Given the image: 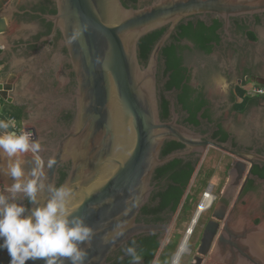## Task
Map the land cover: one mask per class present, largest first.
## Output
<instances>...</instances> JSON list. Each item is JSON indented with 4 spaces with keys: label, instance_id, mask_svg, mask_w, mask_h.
<instances>
[{
    "label": "water",
    "instance_id": "water-1",
    "mask_svg": "<svg viewBox=\"0 0 264 264\" xmlns=\"http://www.w3.org/2000/svg\"><path fill=\"white\" fill-rule=\"evenodd\" d=\"M56 2L57 13L45 18L54 24V31L60 30L62 44L68 49L67 61L76 75L73 93L59 96L42 76L44 69L51 67V59L42 39L28 40L37 24L14 25L22 24L18 19L24 13L20 3L0 0V61L5 64L0 71V97L22 107V130L32 132V138L41 143L36 157H21L26 159V169L30 170L39 158L47 182L57 186L60 166L70 164L61 185L77 194L72 204L74 214L84 217L94 232L91 241L81 246L87 251L84 264H108L112 253L137 236L161 232L162 245L171 223L137 221L157 189L155 172L189 153L203 154L209 145L235 157L228 187L242 184L238 203L245 188L241 183L245 173L250 177L256 162H264V152L260 151L264 150V108L256 107L254 100L253 106L245 107L247 115L234 112L242 125L235 127L236 134L247 133L254 144L247 151L205 140L200 133L179 124L176 117L162 119L157 68L165 42L156 45L147 65L141 62L139 44L149 33L167 26L174 29L193 14H215L228 20L262 12L264 0H154L138 8L128 7L122 0ZM25 44L39 51L23 54ZM40 78L50 87L48 92L40 91ZM215 90L224 92L218 85ZM32 101L38 105L35 115L29 107ZM65 109L73 112L71 124H54L60 134L48 139L41 122L55 123ZM171 141L185 149L162 157L164 145ZM53 158L56 163L49 169L47 161ZM5 162L0 156V164ZM11 182L0 172V185L7 188ZM254 199L259 203V198ZM256 209L246 202L240 212L228 214L227 206L220 204L204 228L192 264H203L210 251L224 264H264V217ZM121 232L123 235L116 238ZM0 264H9L6 250L0 255ZM26 264L43 262L29 260ZM57 264L68 261L58 259Z\"/></svg>",
    "mask_w": 264,
    "mask_h": 264
},
{
    "label": "flooded vegetation",
    "instance_id": "flooded-vegetation-1",
    "mask_svg": "<svg viewBox=\"0 0 264 264\" xmlns=\"http://www.w3.org/2000/svg\"><path fill=\"white\" fill-rule=\"evenodd\" d=\"M15 1L20 3V8L24 13L18 15L22 24L15 22L14 25L23 26L35 22L36 30L29 32L31 35L28 40L35 42L42 39V45L49 50L51 67L45 68L42 76L51 83L50 86L56 88L59 96L73 93L76 86V75L72 65L67 61L69 58L68 49L62 44L60 30L54 31V24L45 18V15L57 13L56 0ZM153 1L122 0L128 7L135 8L146 6ZM161 40L165 43L159 53L157 81L162 119L171 120L176 117L179 124L200 133L205 140L226 143L233 150H251L254 144L247 133L239 135L235 132V127L242 125L238 122V114L234 115V112L237 110L245 116L247 115V112H244L246 108H240L242 103H247L246 107H248L253 106L257 99L264 100L257 95L251 96L254 99L245 101V97L240 95L244 91L246 97H249L248 93L254 87L264 88V11L248 12L232 16L228 20L215 14H193L181 21L174 29L167 26L155 30L143 37L139 44L140 58L144 65H147L156 45ZM35 48V46L25 44L23 54H34L39 51ZM44 82L40 78L37 84L41 92H48L50 87H46ZM217 85L224 92L218 93L215 90ZM29 107L35 115L38 105L32 101ZM29 115H31L30 112ZM57 118L53 124L49 121H42L40 124L44 126V132L47 133L48 139H55L60 134L54 124L57 123L61 126L71 124L73 112L65 109ZM172 147L173 149H170ZM184 149V145L175 141L166 142L162 150V157ZM260 151L264 152L261 149ZM210 154H212L211 162L220 154H224L225 170L218 171L220 179L218 183H213L215 202L212 207L200 213L201 216L195 219V224L191 222L192 224L186 225V228L191 230L187 246L188 243L193 246L191 251L193 255L188 264L195 261L204 228L220 204L226 205L227 213L231 214L240 212L242 205L250 202V205L257 208L255 212H261L264 217V162H256L250 177H247L248 172L245 173L241 180L245 186L244 192L240 201L236 203V198L232 197V191L228 187L235 157L209 145L205 153H189L178 159L179 162L177 165L173 164L174 167L171 165L172 161L157 168L153 178L157 189L153 192L150 203L143 207L137 221L149 224L171 223L170 230L180 224L179 217L182 214V209L186 202L193 197L190 184L194 175L197 177L201 169L204 177L210 178L215 174V171L217 173V170H212V174L211 169L206 168V158ZM178 165H181V168ZM192 167L195 168L194 174L176 210L175 200L171 199L183 188V180ZM69 170V163L60 166V178L57 186L63 182L60 181L61 173L63 172L67 176ZM5 189L6 187L0 185V191ZM254 197L259 198V203H256ZM17 199L27 204V201L23 200L21 196H18ZM188 225L189 227H187ZM170 230L162 245L160 243L152 262L149 263L148 256L144 252L149 254L152 245L156 241L160 242L161 232L130 239L125 246L109 256L108 264H131L130 257L125 255L123 249L129 246L132 240L136 241L138 254L140 255L142 252L145 254V258L141 259L140 264H171L172 257L178 252L177 244L179 243L176 241V237L170 238ZM173 245H175L174 250ZM4 251L0 250V255ZM203 264L224 263L214 259L212 251H210L208 255L204 256Z\"/></svg>",
    "mask_w": 264,
    "mask_h": 264
},
{
    "label": "clouds",
    "instance_id": "clouds-1",
    "mask_svg": "<svg viewBox=\"0 0 264 264\" xmlns=\"http://www.w3.org/2000/svg\"><path fill=\"white\" fill-rule=\"evenodd\" d=\"M15 128L14 120L0 119V156L6 161L0 164V172L12 181L0 191V250L7 251L9 264H26L29 260L57 264L58 259L84 264L87 251L81 246L91 241L94 232L84 217L74 214L72 204L77 194L71 187L47 182L39 158L30 170L24 167L26 159L21 157H36L41 143L30 131L10 130ZM55 163L54 158L49 159L47 167L52 169ZM18 194L27 204L17 199ZM120 235L123 233H117L116 238ZM123 251L131 264H140L142 257L135 240ZM180 259L178 251L171 264H180Z\"/></svg>",
    "mask_w": 264,
    "mask_h": 264
},
{
    "label": "rangeland",
    "instance_id": "rangeland-1",
    "mask_svg": "<svg viewBox=\"0 0 264 264\" xmlns=\"http://www.w3.org/2000/svg\"><path fill=\"white\" fill-rule=\"evenodd\" d=\"M211 157H212V154L208 155V157L206 158L207 159V162L205 164V165H207L206 168L211 169L210 171L212 172V174H213L212 170H217V173L215 171V174L213 176H211L210 178L207 176L204 177L203 170L201 169L200 173L197 177L194 175V177L191 181V184H190L193 197L191 200H188L186 202L185 206L182 209L183 210L182 214L179 217L181 223L178 224L176 227L172 228V230H170V233H171L170 238H172V236H174L173 238L176 237V241H178V243H179V244H177L178 245L177 251H178L180 245L182 244L186 234L188 233L187 232L188 228H186V225L188 223L190 225V223L193 222L192 219L193 218L195 219L194 214L197 215L196 209L202 200V193L207 188L209 182L218 183V181L220 179V176L218 175L217 164L215 163V161L211 162ZM188 217H189V220H187ZM185 221H187V222H185ZM189 225L187 227H189ZM187 247H188V251L185 254H183V256L181 257L180 264H188L189 260L191 259V256L193 255L191 253V251L193 250V246L188 243ZM158 258H157V260H158Z\"/></svg>",
    "mask_w": 264,
    "mask_h": 264
},
{
    "label": "trees",
    "instance_id": "trees-1",
    "mask_svg": "<svg viewBox=\"0 0 264 264\" xmlns=\"http://www.w3.org/2000/svg\"><path fill=\"white\" fill-rule=\"evenodd\" d=\"M240 95L242 96H244L245 97V101H250V100H252V98L251 97H246V95H245V92L243 91V92H241L240 93ZM242 96V97H243ZM254 99V98H253ZM247 106V103H242L241 105H240V108H243V107H246ZM1 110H0V119H3V120H6V117L9 115V114H11V115H13V116H15L19 121L21 120V118L23 117L22 115H23V113H22V110L20 109V108H18V107H16V106H13L12 104H8V103H6L5 101H4V103L1 105ZM175 147V146H174ZM170 149H173V147L172 148H170ZM169 151V150H168ZM164 153V152H163ZM178 162H179V160L177 159V160H174L173 161V163L171 164L173 167H174V165H177L178 164ZM174 164V165H173ZM178 167L179 168H181V165H178ZM194 171H195V168L194 167H192L190 170H189V172H188V174H187V177L183 180V188L180 190V191H178L176 194H175V196L171 199V200H175V209L177 210L178 209V207H179V205H180V203H181V199H182V197H183V195H184V193H185V191H186V189H187V187H188V185H189V183H190V180H191V178H192V176H193V174H194ZM66 177V174H64L63 172L61 173V179H60V181H63L64 180V178ZM159 247H160V242L159 241H156L153 245H152V249H151V251H149V254L148 253H146V252H144L145 254H147V259H148V261H149V263L150 262H152V260L155 258V256H156V253H157V251H158V249H159ZM175 249V245H173V250ZM143 252L140 254V256L142 257V258H145V254H144Z\"/></svg>",
    "mask_w": 264,
    "mask_h": 264
},
{
    "label": "built area",
    "instance_id": "built-area-1",
    "mask_svg": "<svg viewBox=\"0 0 264 264\" xmlns=\"http://www.w3.org/2000/svg\"><path fill=\"white\" fill-rule=\"evenodd\" d=\"M0 70H1V61H0ZM248 94H249V96L262 95V94H264V88L254 87L253 90H250ZM3 103H4V101H2L1 97H0V107H1V105ZM0 110H1V108H0ZM7 119H12V120H14L16 122V128L15 129H10V130H14V131H16L18 133L23 131L21 126H20V121L15 116L9 114L6 117V120ZM213 187H214V184L212 182H209L207 188L205 189V191L203 193L200 205L198 206V212L204 205L206 206L207 202H208V206H207L206 210H208V209H210V207H212L211 205H212L213 201L215 200V194H214V191H213ZM193 221H195V220L193 219Z\"/></svg>",
    "mask_w": 264,
    "mask_h": 264
},
{
    "label": "crops",
    "instance_id": "crops-1",
    "mask_svg": "<svg viewBox=\"0 0 264 264\" xmlns=\"http://www.w3.org/2000/svg\"><path fill=\"white\" fill-rule=\"evenodd\" d=\"M2 63H3V69H2L1 71H3L4 68H5L4 61H2ZM249 97H251V96H249ZM256 101H257V102H256V107L264 108V100H262V99H257ZM6 103H8V102H6ZM8 104H9V103H8ZM13 106H15V105H13ZM16 107H18V108H22V107H20V106H16ZM223 152H224V151H223ZM223 157H224V154H220V155L217 156V157L215 158V160H214L215 163L217 164L218 171H221V172H223V171L225 170L224 165H223ZM4 186H5V185H4ZM241 186H242V184L239 185V186H237L236 188H232V189H231V191H232V197H233V198H236V200H237V195H239V193H240Z\"/></svg>",
    "mask_w": 264,
    "mask_h": 264
},
{
    "label": "bare ground",
    "instance_id": "bare-ground-1",
    "mask_svg": "<svg viewBox=\"0 0 264 264\" xmlns=\"http://www.w3.org/2000/svg\"><path fill=\"white\" fill-rule=\"evenodd\" d=\"M260 97L259 98H262L263 96H264V94H262V95H259ZM214 202H215V200L213 201V203H212V205L214 204ZM211 205V206H212ZM207 206H208V202L206 203V206L204 205L200 210H199V212H197V210H196V212H197V215H195V219L198 217V215L200 214V213H202V212H204V210H206V208H207ZM209 208V207H208ZM211 208V207H210ZM194 219V220H195ZM196 221H193L192 223L194 224ZM191 230L189 229L188 230V233L186 234V236H185V238H184V240H183V242H182V244L180 245V247H179V249H178V251H181V257L183 256V254H185L187 251H188V247H187V242H188V239L190 238V236H191ZM189 253V252H188Z\"/></svg>",
    "mask_w": 264,
    "mask_h": 264
}]
</instances>
